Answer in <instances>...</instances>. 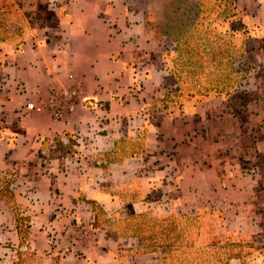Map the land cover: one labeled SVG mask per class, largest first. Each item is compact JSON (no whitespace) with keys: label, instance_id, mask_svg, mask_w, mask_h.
Segmentation results:
<instances>
[{"label":"rangeland","instance_id":"rangeland-1","mask_svg":"<svg viewBox=\"0 0 264 264\" xmlns=\"http://www.w3.org/2000/svg\"><path fill=\"white\" fill-rule=\"evenodd\" d=\"M69 1L0 0V70L26 44L50 32ZM126 1L161 9L160 19L151 26L157 66L164 73L153 111L192 115L210 109L203 132L217 137L222 154H234L237 163L231 170L220 169L223 190L207 193L211 199L206 203L197 202L205 195L195 180L180 190L189 201L181 202L180 197L171 204L158 190L143 193L137 180L126 189L107 190L112 197L108 204L80 195L83 204L75 219L63 216L41 224L49 234V249L35 253L25 246L31 220L27 205L21 203L24 190L17 162L2 158L0 147V199L6 201L18 238L12 243L7 235L0 242L11 250L0 261L264 264V62L252 51L262 47L259 12L264 0ZM240 9L244 16L239 22L232 12ZM221 12L226 16L223 22ZM1 77L0 71V83ZM164 178L172 184L171 173ZM228 185L244 192L231 193L228 199Z\"/></svg>","mask_w":264,"mask_h":264},{"label":"crops","instance_id":"crops-1","mask_svg":"<svg viewBox=\"0 0 264 264\" xmlns=\"http://www.w3.org/2000/svg\"><path fill=\"white\" fill-rule=\"evenodd\" d=\"M261 11L262 47L252 51L264 62V1ZM160 16L157 4L70 0L55 27L0 70L1 157L17 162L21 203L31 220L29 251L49 249L41 224L63 216L75 219L83 204L80 195L108 204L107 190L126 189L137 180L143 193L158 190L171 204L195 180L204 191L201 204L211 199L206 194H215L213 189L223 190L220 169L231 170L237 159L222 154L217 137L203 132L211 110L192 115L153 111L164 78L151 29ZM68 81L79 83L81 99L65 119L25 110L46 97L50 87ZM167 171L172 184L164 178ZM227 190L228 199L244 192L231 185ZM10 217L0 199V242L9 235L17 243ZM8 251L0 245V257Z\"/></svg>","mask_w":264,"mask_h":264},{"label":"built area","instance_id":"built-area-1","mask_svg":"<svg viewBox=\"0 0 264 264\" xmlns=\"http://www.w3.org/2000/svg\"><path fill=\"white\" fill-rule=\"evenodd\" d=\"M81 93L77 81H68L61 87L49 88L46 97L25 105L26 111L44 112L53 121H60L72 114L79 105Z\"/></svg>","mask_w":264,"mask_h":264},{"label":"trees","instance_id":"trees-1","mask_svg":"<svg viewBox=\"0 0 264 264\" xmlns=\"http://www.w3.org/2000/svg\"><path fill=\"white\" fill-rule=\"evenodd\" d=\"M199 12H200V11H198L197 15H200ZM232 13H235V14L237 13V14H236V17H237L236 20L239 21V22L241 21V19H242L243 16H244V14L239 15V13H242V10H241V9H240V10H237L236 12H235V10H234ZM219 15H220V16H219V17H220V20L223 22L224 17H226V16L223 15L222 12L219 13ZM231 15H232V14H229V16H231ZM227 17H228V16H227ZM230 24H233L232 21H229V25H230ZM236 30H237V31L239 30L240 34L244 33V31H243L244 29H243V28H242V30H241V28H240V29L237 28ZM245 30H246V29H245ZM223 43H224V42H223ZM227 47H229V44H228Z\"/></svg>","mask_w":264,"mask_h":264}]
</instances>
